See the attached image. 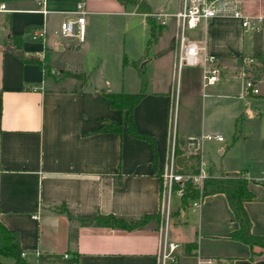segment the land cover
<instances>
[{
	"label": "crops",
	"instance_id": "0c3cea01",
	"mask_svg": "<svg viewBox=\"0 0 264 264\" xmlns=\"http://www.w3.org/2000/svg\"><path fill=\"white\" fill-rule=\"evenodd\" d=\"M0 3L8 9L0 13V222L16 234L25 264H158L160 224L153 220L125 230L78 219L96 214L132 218L158 214L161 219V172L170 152V119L181 77L173 72V34L163 44L167 24L148 45L144 14L117 0ZM148 3L152 15L173 14L179 7L176 0H166L160 8ZM80 4L86 11L83 42L59 34L60 23L74 18L69 12ZM251 6L257 10V3L249 7L255 12ZM259 7L263 11L264 0ZM228 20L235 27H229ZM106 23H113L108 34L115 35L113 27L118 24L124 35L128 33L127 46L124 42L118 49L113 36L112 48L102 57L86 61L77 56L98 43ZM42 25L47 30L45 42L32 41L29 30ZM188 32L192 42L217 57L222 73L208 86L211 93L200 106L196 90L208 88L202 87L201 74L196 80L180 78L184 109L180 125L175 119L177 157L185 155L182 168H188L190 157L198 155L208 176L244 175L254 194L244 203L251 231L264 235V76L258 63L264 57V32L245 30L231 18H213ZM243 57L255 58L251 75L258 93L246 89ZM139 69L147 83L133 109V121L139 132L154 138V147L127 132L126 112L112 108L106 96L137 93ZM103 121L121 123V132L99 131ZM204 133L221 134L224 140L202 145L191 140ZM235 144L244 147L236 157ZM259 159L254 174L251 163ZM178 198L172 194L168 237L182 249L166 264H195L199 258H214L220 264H264L262 247L223 237L238 228L224 194L207 195L198 208L175 216ZM63 207L70 215L60 211ZM176 224L184 229L170 236V227ZM192 241L197 243L196 254L187 255L184 245Z\"/></svg>",
	"mask_w": 264,
	"mask_h": 264
},
{
	"label": "built area",
	"instance_id": "2783aa9c",
	"mask_svg": "<svg viewBox=\"0 0 264 264\" xmlns=\"http://www.w3.org/2000/svg\"><path fill=\"white\" fill-rule=\"evenodd\" d=\"M257 3V10L251 12V4ZM261 0H179V7L173 14H157L161 25L167 24V17L172 16L174 20L175 32L173 37V72L174 76L179 78L183 66L187 64L200 65L202 69L201 79L202 87L216 84L221 76L222 69L217 62V57L207 54L202 47L190 40L188 31L197 28L201 23L207 22L213 18H231L239 21L241 27L245 30L255 32H264V13L259 7ZM8 9L4 3H0V13L7 12ZM47 13L46 9L41 10ZM69 14L74 18L64 19L59 26V34L64 37H74L78 42H83L85 38V14L83 4L78 5V9ZM47 30L45 25L34 27L29 30L30 39L44 43ZM43 58V56L41 57ZM243 63L246 67L241 75L245 80L246 89L252 93H258L255 87L251 66L255 62L254 57H243ZM55 71H52L54 73ZM175 121L170 119V152L163 165L161 172L162 180V200L160 206V228L158 231V264H166L167 261L174 258V255L180 248V244L168 237V227L171 218L172 194L181 197L183 194V185L185 182H191L198 190V197L192 200V208H198L203 200V181L208 177L204 170V164L199 163L198 171L180 172L177 165V153L175 149ZM202 145L204 142L223 141L221 134L204 133L198 138H191ZM264 176V169L262 170ZM179 184V188L175 185ZM24 256V252L21 253ZM195 264H220L214 258L197 259Z\"/></svg>",
	"mask_w": 264,
	"mask_h": 264
},
{
	"label": "trees",
	"instance_id": "16d2710c",
	"mask_svg": "<svg viewBox=\"0 0 264 264\" xmlns=\"http://www.w3.org/2000/svg\"><path fill=\"white\" fill-rule=\"evenodd\" d=\"M124 6H132L137 12L144 14L146 24L149 27L150 40L148 45L156 39L160 33L163 25L159 24L152 15L151 7L148 0H117ZM30 60V59H28ZM24 60V61H28ZM31 61V60H30ZM260 64L261 75L264 76V57L258 58ZM74 77H81V74L69 73ZM140 76V90L137 93H107L106 96L111 100V107L126 112L127 132L138 139L148 141L152 147L155 146V140L147 133L139 132L133 121V109L145 94V87L147 78L144 72L139 69ZM99 131L119 133L122 130V124L110 121H103ZM191 163L188 168L180 169V172H197L199 168V156L193 155L190 157ZM180 185L176 184L175 188ZM222 193L225 195L230 210L233 213L234 219L238 222V228L223 235V237L240 241L247 244L250 248L259 246L264 249V235H255L252 233V223L249 215L244 207L246 201L254 198V194L248 189V180L242 175L233 176H208L203 181V197L211 194ZM198 197V190L191 182H185L183 185V194L179 197V204L173 211V215L179 216L181 212L186 211L190 206L192 200ZM61 212L70 215L69 211L63 207ZM81 222L94 223L101 226H110L125 230H134L140 228L146 221L153 220L157 226L160 224L158 214L144 215L140 218H132L116 215H100L96 214L89 218H79ZM197 249L196 241L187 242L184 245V251L187 255H195ZM22 250L19 246L16 234L7 229L0 222V264H25L21 256Z\"/></svg>",
	"mask_w": 264,
	"mask_h": 264
},
{
	"label": "rangeland",
	"instance_id": "374dc122",
	"mask_svg": "<svg viewBox=\"0 0 264 264\" xmlns=\"http://www.w3.org/2000/svg\"><path fill=\"white\" fill-rule=\"evenodd\" d=\"M150 1L152 2L153 8L154 7L160 8L161 5H163L164 1H166V0H150ZM178 1L179 0H176V6L178 5ZM255 6H251V8H253V10H256ZM262 12L264 13V9ZM157 14H169V13L160 12V13L153 14L155 19L157 20V22L160 23V18H158ZM113 19H115V18L113 17ZM166 19L168 22H167V26H166L167 27L166 28V38L163 41L164 45L167 44L166 41L168 40V36L170 34H173V36H174V32H173L174 31V20L171 17H167ZM117 21H119V20L117 19ZM226 23L231 28L235 27V25H236L231 20H228ZM134 24L136 25V30H138L140 32L141 31V22H139V20H137V22ZM110 25L113 26V23H108V24L106 23L105 24L106 33L102 34L98 43L90 51L82 50L81 52L76 53V55L85 59L86 61H89V60L94 61V59L102 57L108 51V48H112V46L109 47V40H111V41L116 40L115 43H117L118 49H119V47L123 46L124 42H126V46H127V44L129 43L128 42V33H126V35H124L123 32L120 31V29H119L120 26L118 24L116 27H113L116 30L115 35H114V33H111V32L108 34V32H109L108 26H110ZM189 34L190 33L188 32V35ZM109 35H110V37H109ZM113 36H115V40H114ZM110 56L113 57V55H110ZM168 57L171 58V54H168ZM201 72H202V69H201L200 65L187 64V65L183 66V68L180 72L181 77L180 76L179 77L181 78V82H182V78L184 76H188L190 79L196 80L200 76ZM180 78H179V80L177 79L176 89H175V93H174V95H175L174 96V102H173V106H172V119H173V121H175V119H176V125H177L178 118H179V125H180L182 117H183V109H184L183 94L180 96V91H181ZM210 93H211L210 87H208L204 90H202V89H200L199 91L196 90L197 95L195 96V99H196V102H198L199 106L201 105L202 99H206V97H208ZM179 128H180V126H179ZM226 143H227V145H230L231 139L229 137L226 138ZM243 150H244V147L242 145L235 144V146H233V148H232V153L235 155V157H236V155L240 156L242 154ZM259 161H260V159L257 162L252 161V163H251L252 170H253L254 174H255V170L259 167ZM182 228L184 229L183 224H178V225L176 224L174 227L171 226L170 231H169L170 236H172L173 233H176V236H177V233H179L182 230ZM181 249H182V246L180 245V248L178 249V251H181ZM182 264H184V263H182Z\"/></svg>",
	"mask_w": 264,
	"mask_h": 264
},
{
	"label": "water",
	"instance_id": "95a60500",
	"mask_svg": "<svg viewBox=\"0 0 264 264\" xmlns=\"http://www.w3.org/2000/svg\"><path fill=\"white\" fill-rule=\"evenodd\" d=\"M17 54H20V53L17 52ZM185 159H186L185 155L177 157V165H178V167L182 168L183 162H184Z\"/></svg>",
	"mask_w": 264,
	"mask_h": 264
}]
</instances>
